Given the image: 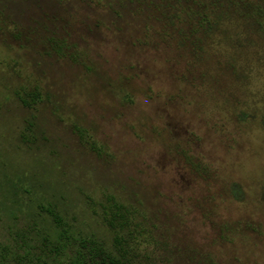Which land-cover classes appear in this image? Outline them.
Here are the masks:
<instances>
[{"label":"rangeland","instance_id":"obj_1","mask_svg":"<svg viewBox=\"0 0 264 264\" xmlns=\"http://www.w3.org/2000/svg\"><path fill=\"white\" fill-rule=\"evenodd\" d=\"M113 202L135 264H264V0H0V264L114 249Z\"/></svg>","mask_w":264,"mask_h":264},{"label":"trees","instance_id":"obj_2","mask_svg":"<svg viewBox=\"0 0 264 264\" xmlns=\"http://www.w3.org/2000/svg\"><path fill=\"white\" fill-rule=\"evenodd\" d=\"M30 100L21 98L22 106L25 109H32L39 101L40 94L33 92L29 96ZM32 124L29 123L27 129L30 131ZM23 139H25L23 137ZM16 185H13L15 188ZM239 193V190H237ZM110 228L115 233L114 236V249H107L105 246H99V250L94 256H91L87 261L84 260L81 264H135L134 258L130 256V250L128 247V240L125 235L130 236V220L127 216L125 206L122 204L113 202L110 208V219L108 220ZM125 234V235H124Z\"/></svg>","mask_w":264,"mask_h":264}]
</instances>
